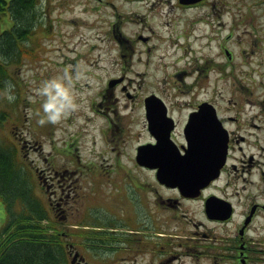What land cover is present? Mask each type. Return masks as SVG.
<instances>
[{"label": "rangeland", "instance_id": "374dc122", "mask_svg": "<svg viewBox=\"0 0 264 264\" xmlns=\"http://www.w3.org/2000/svg\"><path fill=\"white\" fill-rule=\"evenodd\" d=\"M60 1L40 0L37 4L36 22H41L32 25L36 33L29 40L35 55L24 57L21 64L8 65L12 79H8V88L0 93V109L9 115L3 123L4 139H14L13 143L20 141L18 148L22 139H25L23 143L26 144L22 151H16V155H11L4 147L13 164L7 174L16 178L18 183L13 187L11 199L0 190V238L5 237L2 229L7 224L13 230L25 223L37 224L43 227L42 231L46 235L60 237L59 234L63 232L68 233L67 238L60 237L62 244L75 243L84 254L79 243L84 240L92 243L93 235L80 233L102 224L107 214L115 212L114 201L118 210L119 205L127 201L116 195L115 188H123L126 182L133 183L134 180L130 178L135 172L132 171V175H128L125 180L114 179L119 175L118 171H124L117 169L119 166L131 165L133 158H129V155L136 144L148 138L139 105L145 94L154 92L167 104L180 103V109L172 113L178 125L183 123L185 114L193 104L207 99L211 93L217 105L233 103L237 99L231 90L234 76H237L241 85L252 91L250 99L264 97V47L261 48L264 45V1L222 0L228 4V12L223 13L220 19L222 23L227 22V32H221L216 27L215 13L212 27L195 22L198 17L205 16L204 6L180 10L166 0H63L62 4L58 3ZM105 3L108 5L105 6ZM216 4L220 7L221 0H216ZM148 7L150 12L146 16L143 8ZM123 17L130 19L128 22H118ZM7 20V17L1 19L0 29L7 27ZM221 33L230 36L225 39ZM111 34H115L114 45L109 39ZM136 34L151 38L149 57L146 58L144 52L140 53V47L133 52L127 47L126 41L135 38ZM210 36L218 37L210 41ZM220 44L229 50L228 55L224 49L220 50ZM60 54L65 61H79L76 77L57 74L49 78L47 71L50 73L54 70L50 59L61 58ZM210 62L213 69L208 79L200 73L185 78L187 83L193 78L197 80L195 94L183 87V79L179 75L172 74L177 66L186 67L187 64L193 69L204 63L207 67ZM223 68L228 77L221 79ZM96 74L99 76L96 77ZM122 74L130 77L126 78L125 83L136 88L132 89L135 95L133 100H129L121 91L124 80ZM113 76H121L117 82L119 85L113 86L115 97L112 99L116 100L112 103H106L104 98L100 100L103 109L106 105L110 106V117L117 124L114 139H111L109 137L112 135L102 132L108 124L98 115L92 114L89 106L91 98L99 90L105 94L110 91L107 81ZM170 79L177 83V91L169 87L167 81ZM57 112L59 118L55 121L50 119ZM120 136L122 140L116 143ZM65 143H68V153L60 152L67 149ZM7 146L11 147V143L8 142ZM119 149L123 151L120 157L116 154ZM60 165L68 167L63 172L70 175L63 180L62 197L68 193V200L61 205L64 211L59 217L53 211L48 214L46 189L36 180L33 169L34 166L46 169ZM94 166L98 168V173H93ZM108 170L110 173L107 175ZM54 197L59 198L61 194ZM151 197L152 193L149 194L150 201ZM10 200L15 202L18 213L16 221L7 217L6 203ZM186 209L187 217L197 223L196 235L200 236L197 240L208 241V237L213 234L218 237L223 235L224 227L220 224H214L213 227L200 224L202 209L199 200L189 204ZM45 213L52 217L47 215V219L40 220L39 217ZM176 215L178 218L183 216L180 211ZM27 217L31 220L26 222L24 219ZM125 220L124 223L120 220V224L134 226L128 216ZM73 223L76 225L72 226ZM165 227L168 230L175 229L181 236L187 235L186 226L181 221H172ZM20 230L23 233L26 227ZM199 230L206 231L207 236H203ZM182 239L188 238H171L170 244H181L184 250L190 248V244L186 245ZM221 245L216 244L218 249ZM92 254L93 250L89 248L87 259L90 264H95ZM213 254L217 256L218 253ZM137 258L141 261V255H137ZM66 260L68 264L69 259Z\"/></svg>", "mask_w": 264, "mask_h": 264}, {"label": "flooded vegetation", "instance_id": "af4514ba", "mask_svg": "<svg viewBox=\"0 0 264 264\" xmlns=\"http://www.w3.org/2000/svg\"><path fill=\"white\" fill-rule=\"evenodd\" d=\"M166 1L172 7L180 10L204 6L206 7L205 16L198 17L195 22H202L212 27V16L215 13L216 27L220 28L221 32L227 30V22L222 23L220 21L222 14L228 12L227 2L223 3L221 0V5L218 7L216 0H198L194 3H183L180 0ZM60 2L63 3V0ZM106 5L108 4L106 3ZM222 5L227 7L224 8ZM145 9L148 10V13L150 12V7ZM118 22L122 21L119 20ZM149 31L151 32L152 29ZM114 35L111 34L109 37L111 43L114 42ZM220 35L225 36V39L230 36L228 33L225 35L221 33ZM216 37L218 36L208 38L212 41ZM136 38L137 40H127V47L133 52L137 43L140 42V53L144 52L146 58L149 57L152 48L151 38L142 34H136ZM219 48L220 50L224 49L226 55L229 54V50L222 44ZM246 52L248 53V51ZM52 63L60 69L64 77H76L78 75L75 72L80 67L77 60L59 59L52 61ZM185 66H177L172 74L179 75L183 79V87L195 94L198 85L197 80L193 78L190 83H187L185 78L200 73L208 79L212 74V63L210 62L207 67L204 63L193 69L192 67L188 69L187 64ZM225 68L220 75L221 79L228 77ZM123 75L121 91L129 100H133L135 95H133L132 89L135 87L126 84V78L130 77L126 74L121 76ZM97 76L99 75L96 74ZM113 77L114 79L118 78ZM233 79L231 90L237 97L233 103H226L224 106L223 103L217 105L216 101H213V93L205 99L214 106L224 128V130L221 129V132L226 134L223 137V140L225 138V156L219 173L208 180L204 185L205 187L193 195L182 193L178 186H167L154 178L156 169L138 164L139 160H136L135 157L139 147L136 145L131 151L133 154L129 155V158H133L131 165L128 167L119 166L117 169L124 171H118L119 175L114 179L125 180L128 175H132V171L137 175L130 178L134 180L133 183L126 182L123 188H115L117 190L116 195L126 198L127 201L119 205V210L116 208V201H114L115 212L107 214L102 222L107 225L94 227L97 233L92 247L95 264H264V97L262 99L259 97L255 100L250 99L249 94L252 91L241 85L237 76H234ZM167 82L173 91H177L178 85L173 79ZM117 85L119 83L113 86L117 87ZM112 87H108L110 91L107 94L99 90L98 94L91 98L89 108L92 114L98 115L108 124V127L102 130L103 134L112 135L109 138L114 139V130L117 128V124L110 117L112 110L109 105L103 109L100 101L102 98L106 99V103H112L116 100L112 99L115 97ZM150 94H145L139 101L148 133L146 142L158 146L162 144L161 146L166 153H175L176 156L186 154L190 146V135L186 133V127L190 115L199 111L201 101L190 107L185 114L183 123L178 125L177 118L172 113L173 110L180 109V103L167 104L162 97L156 94L162 100L165 106L163 108L159 99L148 97ZM155 114H158L160 119L158 125L152 119ZM121 140L120 136L116 143ZM61 152L68 153L69 151ZM116 154L120 157L123 155V151L119 149ZM66 169L68 167L60 165L36 170L48 191L47 204L50 205L51 211L59 217L63 215L64 211L61 205L67 203L68 200V193L62 197L64 192L63 180L65 181V178L70 175L63 172ZM97 169L94 166L92 168L93 173H98ZM109 173L110 170L107 171V175ZM54 179L56 185L53 183ZM56 187H58L57 192ZM66 190L68 191V189ZM59 193L61 197H54ZM150 193H152L151 201L149 200ZM198 200L200 201L203 220L200 221V224H209L212 227L214 224H220L224 227L223 235L218 237V235L213 234L208 237V241L196 239L200 238L196 235L198 233L196 230L197 223L187 217L186 207L189 204L197 203ZM205 203H207L206 207H204ZM178 211L183 215L182 218H178L176 215ZM126 216L130 218L134 226L126 227L123 225ZM120 220H122V224H120ZM172 221L183 222L186 226L187 231L185 233L187 235L181 236L174 231L175 229H166L165 224ZM200 232L203 236H207L206 231ZM65 234L63 232L61 235ZM186 236L188 239L182 240H185L186 245L190 244V248L184 250L181 249V244L178 246L175 243L170 244L171 238L174 240L175 237ZM218 243L222 244L219 247L220 251L216 246ZM214 252L218 253L217 256L213 254ZM137 255H141V261H138ZM206 259L208 260L207 263H203ZM84 264L89 263L86 261Z\"/></svg>", "mask_w": 264, "mask_h": 264}, {"label": "trees", "instance_id": "16d2710c", "mask_svg": "<svg viewBox=\"0 0 264 264\" xmlns=\"http://www.w3.org/2000/svg\"><path fill=\"white\" fill-rule=\"evenodd\" d=\"M39 2L40 0H0V21L4 17L10 18L8 23L10 25L0 29V93L1 90L8 88V79H12L8 65L21 64L24 57L30 58L35 55L29 40L36 33L32 25L37 20L36 4ZM8 118L6 111L0 109V190L11 199L14 194L13 187L18 180L7 174L13 165L10 154L16 155L15 148L7 146L9 141L4 139L3 136L6 135L2 133L3 123ZM16 220L18 218L14 221ZM24 220L27 222L31 218L27 217ZM25 227L26 230L20 233L22 231L20 229ZM42 230V226L30 223L22 224L14 230L5 226L3 235H6L0 238V264H67L64 249L58 243V236L46 235Z\"/></svg>", "mask_w": 264, "mask_h": 264}, {"label": "water", "instance_id": "95a60500", "mask_svg": "<svg viewBox=\"0 0 264 264\" xmlns=\"http://www.w3.org/2000/svg\"><path fill=\"white\" fill-rule=\"evenodd\" d=\"M200 109L205 110V107L201 106ZM190 123L193 124V133L199 137L192 143L194 148L189 152V155L194 160L191 165L195 167V170L192 173L189 171L167 173V178H165L166 182L171 184H181V188L187 192L199 189L217 174L223 159L224 153L222 152H224L225 148V139L223 142L224 148L221 147L222 141L218 135L220 134V122L215 115L213 117L207 115V119L200 121L201 125L198 122V117H194ZM194 124L199 126L197 127Z\"/></svg>", "mask_w": 264, "mask_h": 264}, {"label": "clouds", "instance_id": "9594fccd", "mask_svg": "<svg viewBox=\"0 0 264 264\" xmlns=\"http://www.w3.org/2000/svg\"><path fill=\"white\" fill-rule=\"evenodd\" d=\"M58 118H59V112H57L56 114L50 117V119H52L53 121L57 120Z\"/></svg>", "mask_w": 264, "mask_h": 264}, {"label": "bare ground", "instance_id": "6f19581e", "mask_svg": "<svg viewBox=\"0 0 264 264\" xmlns=\"http://www.w3.org/2000/svg\"><path fill=\"white\" fill-rule=\"evenodd\" d=\"M188 69H190V67L188 66Z\"/></svg>", "mask_w": 264, "mask_h": 264}]
</instances>
